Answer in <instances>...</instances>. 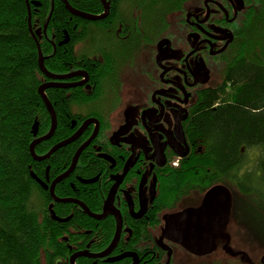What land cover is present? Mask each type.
<instances>
[{"label":"flooded vegetation","instance_id":"flooded-vegetation-1","mask_svg":"<svg viewBox=\"0 0 264 264\" xmlns=\"http://www.w3.org/2000/svg\"><path fill=\"white\" fill-rule=\"evenodd\" d=\"M263 8L264 0H99L98 13L74 8L102 17L98 21L70 13L80 21L71 18L50 30L51 12L45 25L35 22V41L45 38L53 48L50 55L41 48L44 64L53 57L56 67L45 64L47 70L66 77L51 79L41 71L39 89L50 85L46 95L54 92L49 101L57 128L39 144H52L40 156L60 147L48 159L53 158V170L47 167L45 177L38 178L51 187L82 150L55 195L58 191L68 196L59 199L84 207L55 202L45 190L54 204L73 207L63 218L56 214L67 221L56 222L68 223L77 213L86 221L80 237L84 249L75 251L69 264L78 253L88 256L76 264L79 259L84 264H182L180 255L192 254L164 235L169 217L204 207L201 167L193 162L205 153V145L191 137L190 125L201 96L223 86L238 59L234 50L245 24ZM146 25H153L151 39L144 36ZM94 32L115 42L91 47ZM48 113L51 126L37 138L51 130ZM212 233L215 251L225 252L229 237L224 228Z\"/></svg>","mask_w":264,"mask_h":264},{"label":"trees","instance_id":"trees-1","mask_svg":"<svg viewBox=\"0 0 264 264\" xmlns=\"http://www.w3.org/2000/svg\"><path fill=\"white\" fill-rule=\"evenodd\" d=\"M29 1L40 3L31 5L34 29L30 28L26 0H0V264H69L71 255L84 249L80 237L86 221L78 213L68 223L53 220L51 205L60 218L69 215L73 207L54 204L32 177L35 174L43 179L47 167L53 170V158L38 163L30 150L36 126L39 136L51 126L39 95L44 76L32 34L37 28L35 22L45 25L51 12L50 30L53 24L80 19L73 17L60 0L54 1V9L52 0ZM69 2L81 11L98 13L94 11L99 0ZM244 33L248 53L258 54L253 49L264 45V8L248 20ZM40 44L44 54H53L45 38ZM234 51L238 59L229 66L223 86L204 93L195 110L190 134L204 142L205 153L198 154L193 163L200 164L198 183L203 191L230 180L241 192L264 196V57L252 59ZM58 53L63 54L60 47ZM52 60L45 64L56 69ZM47 96L53 102V90H48ZM51 145H39L36 154L40 156ZM251 151L256 153L255 165L247 169ZM244 168L246 172L241 175ZM57 195L68 197L58 191ZM84 263L85 259L77 261Z\"/></svg>","mask_w":264,"mask_h":264},{"label":"water","instance_id":"water-1","mask_svg":"<svg viewBox=\"0 0 264 264\" xmlns=\"http://www.w3.org/2000/svg\"><path fill=\"white\" fill-rule=\"evenodd\" d=\"M27 1L28 9H29V15L31 16V2L29 0ZM64 5L66 6V9L69 11V13L73 14L74 16L80 17L82 19L91 20V21H98L102 19L100 16H92L80 11H77L74 9L68 0H61ZM33 4H35L33 2ZM40 3L37 4L39 6ZM108 13V8H107ZM51 18V16H50ZM38 49H39V66L43 74L47 78L51 79H65L64 76H56L52 73H50L45 64H44V57L41 51V47L39 42L37 41ZM50 86V85H49ZM46 85H43L39 89V93L41 97L43 98V101L50 112L51 118H52V127L47 134V136L42 138H37L32 144H31V154L35 161L38 162H44L47 161L51 155L60 147L57 146L53 148L47 155L45 156H37L36 155V147L39 145L42 141H47L50 139V137L53 135L54 131L57 128V119L56 114L53 109V106L51 102L49 101L47 95H46V88L49 87ZM38 135V126H36V129L34 131V136L37 137ZM76 138V137H73ZM71 139L69 141L72 142L74 139ZM66 145V144H64ZM82 150L79 151L75 158L74 165L76 164V161L80 155ZM74 165L72 168L64 174L61 178H59L55 183L52 184L51 187H48L46 183L41 181L37 176L32 174L33 179L44 189V190H50V194L55 202H61V203H78L72 199H59L55 195V188L58 182L66 178L72 169L74 168ZM232 198L230 191L224 187L223 185H216L212 187L209 191H207L205 195V202L204 207L200 212L194 211V210H186L184 212L172 215L168 218L166 223V230H165V237L172 241L173 243L181 245L183 248H185L190 253L200 256V255H206L210 254L214 251L215 245H213V233L212 229H223L229 219L231 207H232ZM80 204V203H78ZM82 207L84 205L80 204ZM51 216L54 220H57L59 222H65L67 219H59L57 218L55 212L53 211V205L49 207ZM115 245V244H114ZM114 247V246H113ZM227 253H231L228 248L225 249ZM107 252L106 254H108ZM106 254H103L105 256ZM88 256L86 253H78L75 254L71 259V264H76V259L79 257ZM99 256H92V257H100ZM238 257L243 262H248L247 259L243 260V256L241 253H234L232 254V257Z\"/></svg>","mask_w":264,"mask_h":264},{"label":"rangeland","instance_id":"rangeland-1","mask_svg":"<svg viewBox=\"0 0 264 264\" xmlns=\"http://www.w3.org/2000/svg\"><path fill=\"white\" fill-rule=\"evenodd\" d=\"M157 6H164V2L157 3ZM148 12L150 13L151 10ZM143 16L145 22H147L148 16L146 11L143 12ZM30 19L32 21V16L29 17V20ZM152 32L153 25L152 27L146 25L144 28V36L146 39H151ZM92 40L93 44L91 47L104 46L108 43L115 42L114 38L107 42L104 40V36L97 32H94ZM181 40L182 38L180 36V41ZM246 43L247 40L241 39L240 46L236 50H240L239 52L245 53L252 59H254L256 55L264 57L263 44L254 47L253 50L258 52V54L255 55L248 53V45ZM242 44H245V46ZM250 153L253 155L248 158L245 167L247 169L255 165L256 153H254V151ZM245 168L242 170L241 175L246 172ZM221 184L230 191L232 198L230 217L224 227L225 233H227L229 237L226 248L230 250L231 254L228 255L224 253V251H220L219 249L221 248L217 249L214 253L212 252L200 256L182 253L180 255V260L183 262L182 264H211L212 262V264H217L216 262H218V264H264V196L254 192H241L234 181L229 180ZM35 200L38 204H43L38 198H35ZM234 253H241L243 260L247 259L249 263L243 262L240 258L237 259L234 256L232 257Z\"/></svg>","mask_w":264,"mask_h":264},{"label":"bare ground","instance_id":"bare-ground-1","mask_svg":"<svg viewBox=\"0 0 264 264\" xmlns=\"http://www.w3.org/2000/svg\"><path fill=\"white\" fill-rule=\"evenodd\" d=\"M33 2H34V1L31 2V5L33 4ZM34 3H35V4H33V5H37L36 2H34ZM29 23H30V28H32V25H31V19L29 20Z\"/></svg>","mask_w":264,"mask_h":264}]
</instances>
